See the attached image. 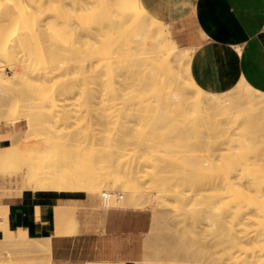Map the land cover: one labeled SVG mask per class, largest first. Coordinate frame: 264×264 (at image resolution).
<instances>
[{"label": "rangeland", "instance_id": "374dc122", "mask_svg": "<svg viewBox=\"0 0 264 264\" xmlns=\"http://www.w3.org/2000/svg\"><path fill=\"white\" fill-rule=\"evenodd\" d=\"M39 2H40V0L39 1L36 0V4L35 5H37L36 11H39V13L40 12L42 13V14H40L42 17L38 14V16H40L39 17L40 18L39 19V22L40 23L37 22L38 23V26L36 25V27H38V29H40V31H36L35 30V25H34L35 23L33 21L32 23H34V24L31 23V27L34 28L33 30H35L36 32L34 31V33H32L28 37V40L31 43V50L34 53V56L36 58V61L34 63H32V64H27L26 65V63L24 61V55H23L24 52L14 53V54H11V55H5V54L1 53V50H0V68H4L5 69L4 70L5 73H7L8 75H13L16 72V70H18L22 74L19 83L16 85V87H11V91L12 92H17L18 94H20L21 97H22V99H28L29 100L28 102H30V104L32 106V111L35 113L34 116H35V121L37 123H38V120H40V121H42L43 119L46 120V122H44L41 125H39L38 128L35 131H33L30 136H28V139H29L28 142L15 143L14 145H11L9 147L0 148V195H1V193H4V194L1 195V196H3L4 200L7 201L10 198H13L14 195L22 194L24 191H27V190H31V191L41 190V189H35V187L41 186L40 179H39V176L38 175H34L30 181L26 180V183L25 184L23 182L24 179H26V176H27V172H26V170H25V168H24V166L22 164V157L24 155H26V153L24 152L25 150L31 149L33 151V149H38L39 148V149L44 150L48 157L51 154H54V157H57V160H56V169H55V177H58L61 180L67 182L69 179L74 178L76 176L80 177V176H83V175H89V176L92 177L91 174L94 171L96 172V174H98L97 172H99L98 171V168L100 166L99 165V162H101L100 160H102V158H104L103 156L105 155V154H102L101 153V152L104 153V150L101 151V148L103 149V145L105 146V144L109 148V149H107L105 151V153L106 152H110L108 154V157L110 158V160H112L115 157L116 158V162L115 163L118 164V165H120V168H124L125 169L129 165L131 167L132 165H140V164L153 165V164L158 163V162H156V158L158 157L157 154L160 153V151L165 150V149H162L161 150V147L164 148V143L167 142V144L165 145L166 146V152L162 151L159 154L160 157H158V161L159 162L165 160V162L163 161L165 163V165H166L165 172L166 171L171 172L174 169H175V171H178V172L181 171V169H182L181 166H178L177 165L178 163H180V158H179L178 150L180 149L179 148L180 146H187L186 147L187 150H188V151H186V152H188L187 154L185 152L186 148L183 149L181 147L183 149V151H184V155H186V156L183 155V158H181V159H185V160H182V161H183L184 164H188L189 166H191L190 169L193 168L192 169L193 171H191L193 173H191V172L188 171L186 174L191 173V175L188 174V176L186 175L185 177H187V179H189V182H193L194 177H195V180L196 181L198 179H201V180L203 179L202 180L203 183L201 182V180H198L197 182H198V184H199V182L202 183L199 186H201L202 187V190H204L206 192H203V194H202V190L198 191V195L197 196H200L202 194L200 197H198V198H200V199H198L199 201L198 200L196 201L195 198H190V200H192L191 203H190L191 206L194 205L193 207H190V208L191 209L193 208L194 210L193 209L191 210L188 207V210L189 211H188V213H186L187 215H182L183 212L182 213L176 212V209H174L175 208L174 205H173L174 206V208H173L172 206H168V205H164V204L160 205L158 202H155V204H153V205L146 204L142 209L137 210V211H142L144 213H147L150 216V229H149V231L151 232V234H152L151 229L153 228L152 227V221L154 220L153 218H155V216H153L155 214V212L153 213V210L155 208L157 209V207H158V210H161V211L158 212V210H157V213L156 214H157V217L158 218H156V220H157L158 223L160 221V223L162 225L161 226L160 223L159 224L157 223V227H156L157 230L155 232V234H157V235H155V236L153 234V236L150 237V234H149L150 232L149 231H148V233L141 235L140 239L138 240L137 247H139V244H140V242H141V240L143 238H144V241H145L146 238H149L150 244L153 246V247L151 246V248L154 251L152 250V254L150 253L151 254L150 255L149 254V251H148L150 247L146 251V248L149 245V243H148V245H145V243H144V258L142 260L141 259H138V260L139 261L141 260L140 262H143L147 258V255H148L149 258L151 257V259H152V257H153L154 259L158 260V261H153L155 264H165V263L166 264L167 263L169 264L170 261L172 262V264H174L175 262L181 263V260H179L180 261L179 262L177 259H175V256H176L177 258L178 257H182V258L184 257L185 259L187 258L186 259V261H187L186 264L191 263V260H192V263H194L196 261L195 263H202V264H205L206 262H207L206 264H235L236 263V261H235L236 259H234V260L231 261V259L229 258V261L227 262L228 257H229V255L231 254V251H232V253H233V255L235 257L238 256V255L240 256V252H241V256L243 255L244 258H245V255L244 254H246L247 256H249L248 258L246 256V259H247L246 261H248L249 263L248 262L247 263H242V262H240L241 260L240 261L237 260V262L239 261V264L240 263L241 264H261V260L259 258L260 257L259 255L261 253L260 252L261 248H259V247H263L264 246V243H263L264 236H263V239H262L263 241L261 240L262 243H260V241H259L258 238H255L256 237V231L260 228V226H262L264 228V226L262 225V223L264 224V178H262V177H264V170H263L264 169V156H263L264 155V151H263L264 150V144H263V141H264V130H262L261 127H260L261 131H263V132H261L260 129L258 128L259 131H260L259 132L258 129H257V127H256L259 123L257 122L258 123L257 124L255 122L256 119H258V118L260 119L259 112H256V115H252V113L255 114L254 111H256V110H254V109H252V110H254L252 113H248V112H251V111L246 112V114H249L248 116H249V118L252 121L249 120V119L246 120V118H244V121H243L244 124L242 123L243 126L241 124L240 129H238L239 131L236 130V132H238L240 136H241V134L243 136V138L242 137L240 138L238 136L240 140L243 139L239 143H241L242 141L244 143L246 141H247V143L250 142V143H248V145H246V143L244 144L242 142L245 146L243 144L242 145L241 144L238 145V143L236 144L239 147L241 146V148L243 146L246 147V149H244V148H242V149H243V151L245 150V152L247 150V152H248L247 156L248 157L246 158V156H245L246 154H245V152L243 153L242 150H241V156L239 155L240 154V151L237 152V153H239L238 154L239 156H237V153L235 154L236 158L238 157V160L240 159V157L241 158H245L246 160H248V158H250L248 161L250 162L251 165L256 166L258 164V166H256L257 167L256 168L257 171H255V168L252 167L251 165H250L251 167L249 165H247V164H249V162L248 163L247 162H244V159L241 161V164H243V162H244V164L247 163L246 164L247 166L241 165L240 164V161H238L239 162V164L237 162L238 165H241V167L242 166L247 167L246 170L247 169H250L251 174L253 175V177L246 178L247 179L246 182L240 183L241 181H245V180H241L240 179V176L238 175V177H239L238 178L237 175H236V176H234V178H232V181L237 177V179L240 182H238V180H237V182L236 181H233V182L231 181L232 182V185H230L229 180L227 178L228 177L227 176L228 175V167L226 166L227 168H224L225 167V165H224L225 161L224 160H223L224 162L223 161H220V164L221 165H222V162H223V166L224 167L222 166V168H224V171H225V169L227 170V171H225V172H227V175H226V173L222 169L221 171H223V174H222V172L219 173V174H222V175H220V177L221 176H223V177H221L220 179L217 178V180H218V182H217V180H216V177H217L216 175L217 174L216 175L213 174V176H216V177H213L212 176L213 178H215L214 181H216V184H215L216 186H215L214 189H212L213 188L212 186L214 185L213 184V182H214L213 181V178H210L209 177L210 179H212L211 181H213V182H211V181L210 182H208V181L204 182L205 181L204 180V175H202L203 177L201 178L200 177L201 173L200 172L198 173V171H201V166L202 167L204 166L202 168V170L205 167H206L205 168L206 170H207V168H209L208 167L209 162L212 163L214 160H216V158H217V155L216 154H218L220 152L219 151V148L220 149L222 148L221 150H222L223 153L227 151L226 150V148H228L227 147V145H228L227 142L229 141L230 137L227 135V133H225L226 132L225 130L222 131L220 129V131H222L223 133L220 132L219 129H217V128L216 129L220 133L217 132V131L214 132L215 130H213L214 129V126H213V123H214L213 121L214 120L213 119L220 118L223 115L222 116H219L221 114L217 115L216 112H215L216 115L212 114L213 117H211L210 113H214V111L213 112L212 111L211 112L208 111L210 113H207L206 112L207 116H205L206 114L204 116H205V118L207 120H205V118H202L203 120L207 121L206 122V125H205V122H202L203 120H201V115L204 114L205 111L202 110L203 111V113H202L201 112V109H200V113H202L200 116L198 115L200 117V119L198 117H195V115L196 114H199V113H197V111L194 113L195 110L189 111V110H192V108H193L192 106L194 105V104L192 105V103H190L192 106L189 105L188 107H192V108H190V109L186 108V109H188L189 113H185L186 114L185 115L184 112L186 111V109L183 108L184 109L183 110L184 112L181 109L182 108L181 105H182V103H184L183 102L184 99H180L179 100V98H175L174 97L175 99H173V97H172V99L174 101H176V99H178L179 101L182 100L181 104H180V102L178 103V101L174 102V104L175 103H178L177 105L178 106L180 105V107H181V108L180 107L178 108V106H176L177 107L176 108L174 106L175 110L178 109V110H176L177 112H174L173 111L176 114V117H174L175 114L172 112L173 109L172 110L170 109L171 106H173V104H171V103H173L172 102V99L169 98V95L171 97V94H168L169 91H170V88L169 87H172V89H174L173 88V85L174 84L173 83L171 84V82L173 80H171V82H169L171 85H169L168 82L166 80H164V79H167L166 76H167V73L171 72L170 70L167 71L166 76L163 74L165 76L163 79H162V77L160 78V80L162 79L164 82H167L165 84H168V86L167 85L165 86V87L168 88V90H166L168 92H166L164 90L168 94L167 96L165 94L163 95L164 92H163V89L162 88L164 86L159 83L160 82V81H158L159 78H156L157 76L156 77L155 76H152L153 79L151 78V76H150V78L148 77L149 80L151 79V81L152 80L154 81L155 80L154 77H155L157 79V82L159 83V86L160 87L163 86L161 88L159 87V92L160 91L163 92V93H160V95L163 98H164V96H165V98L167 97L169 99V101L171 100L170 101V104L167 105V103H166V105H165V102H168V101H164V99L163 100L162 99H159V97L161 98V96L158 97L157 95H155V91H154L155 89L152 87V85L154 86L155 84H157V82L154 81V83H153V81L151 82V81L148 80L147 73H150V72H147L146 73V77L143 80L148 81V83L151 82L150 83V85L152 84L151 85V88L149 89V87H147L149 85H147V86H144V87H146V89L144 87H143V89L141 87H139V88L137 87V89H136L137 91L138 90L139 91L141 90L140 93H141L142 96L145 93H148L149 92V94H146L145 100H143L144 97H142L141 95H139L140 94L139 92L135 91V87L136 86L144 85L147 82L141 81L139 78H137L136 73H134V71H132V69H134L133 67H134V65H136L134 70H136L138 72L140 71L141 74L145 75V71H144L145 69L143 70L141 68V70L140 69L137 70L136 67L138 66V62L137 61L140 60V59L141 60L139 62H142V64L139 63V65L140 64L143 65V62L144 61H143L142 57L144 58V56L146 57V55L140 56L139 54H141V53L138 52L139 53L138 54L136 52L137 49H134L135 50L134 53H137V56L140 57V59H138V57L135 56V57H137V59H136L134 57V55H136V54H133L131 51L129 52V50H128L127 47H123L122 45H120L121 46L120 47L117 44V42H118L117 40L118 39H114V42H112L113 39L111 38V43L114 44V47L116 48V50H115V48L113 47L112 44L109 45L111 47H109L106 44V42H108V44L110 43L109 42L110 40L109 41L108 40L106 41V39H109V38H106V37H108L107 34L109 32H106L105 31L106 30L105 27L103 29L102 26H106V22H107L106 20L107 19H105V17L107 15V13H103L102 14V11H105L106 12L107 10H103L102 9L103 6L101 5L100 2H99L100 3V7H98L99 6V3L98 2L96 3V0H41L42 3H40L38 5ZM27 3H28L27 1L25 3H23L22 6H23L24 9L26 8V5L25 4H27ZM43 3H44V5H43ZM111 4L113 5V3H111ZM96 5H97V8L98 9L96 8ZM41 6H42V8H41ZM108 6L109 7L106 6V8L109 11H111L110 10V9H112L111 5L108 4ZM113 7H115V5H113ZM95 8H96L97 11H95ZM98 10H99V12H98ZM95 12H98V13H95ZM109 13L110 12H108V15H109ZM96 14H97V16H95ZM100 14H102L103 16L100 15ZM88 15H89V17H88ZM92 15L96 17V18L94 17L95 20L93 19V16ZM17 16L18 15H15V16L12 17V20L11 19H9L8 21L7 20H4L2 22L3 24L1 23L2 26L0 25V27H1L0 28L1 29L0 30L1 31V33H0V43L6 41L9 37H12L14 35H20V33L22 32V30L23 31L25 30V29H22V28H24V26L23 25H20L22 23H20L18 25V23L21 22V18L19 16L17 18ZM102 17H103V19H105V21L102 20ZM13 19L14 20H17V23ZM46 19H48L49 21L51 20V22L54 20V22H56V26L54 25L55 26L54 28H53V26H50L52 24L51 23H48L47 22L48 20H46ZM96 19H99V20H96ZM96 21H97L98 24L100 23L101 26L98 25L100 27L99 29H96L95 28L96 31H97L95 33V29H93L92 31L90 29L92 28L91 26H93V28L94 27H97L96 24H95ZM102 21H104V22L102 23ZM93 22H95V23H93ZM47 23H48V27H49L48 28L49 33L48 34H43V33H41L42 26H44L45 24L47 25ZM53 24H55V23H53ZM66 25H68V26H66ZM107 25H108V23H107ZM21 26H22V28H21ZM106 27H108V26H106ZM100 29H101V31H103V30L105 31L104 33H106V37H105L106 39L103 38L105 35H104V33L101 34ZM114 30L119 31V33L117 35L120 34L119 27H118V29H114ZM88 31H90V32H88ZM107 31H108V29H107ZM110 31L111 32L113 31V30H111V27H110ZM101 35H104V36H101ZM95 36H96V38H95ZM103 39H105V42H104ZM105 47H107V48H105ZM40 48H43V50L42 49L40 50ZM120 48H121V50H120ZM107 50H109V51H107ZM116 51H118L117 54L119 56L122 55L121 58L123 57L121 59L118 56L119 57L118 60H122V62L120 61L121 63L118 61V65L119 66L116 64V60L117 59L116 60L113 59V57L116 58V55H117L116 54ZM139 51H141V50H139ZM109 52H110V56H111L112 60L115 62L114 64L117 65V68L115 67V69L117 71L114 70V66H115L114 64H111L110 65V63H111L110 61L111 60H109V62H110L109 64L108 63H105V66H107V64H108L109 65L108 68H110V71L111 72L113 70L114 73H116L118 71H119L118 73H121V72H122V74L125 73L122 76L124 78H126L125 76H127V78L129 76V78H131L132 82L134 80L133 83L135 85L132 84L131 81H130V83L132 85H129L130 83L128 82L127 79H126V81H127L126 83H125V80L124 81H120V80H122V76H120L121 74H119V75L117 73L116 74H112L111 72H110L111 74L106 73V72L103 73L104 70L105 71L106 70L108 71V68L107 67L104 68L105 66L102 67V68H104V70L101 68V66L104 65L103 60L105 59L103 57V54H104L105 57H107L108 56L107 54H109ZM105 53H106V55H105ZM129 53H131V54L129 55ZM100 56L103 57L102 58L103 60L100 59V60H102V64H101V61L99 60ZM129 56L134 57V58L131 59ZM109 58L110 57H108L107 59H109ZM123 59H124V61L126 59V63L123 61ZM133 59H134V61H133ZM135 59L137 61H135ZM149 60H151V58ZM107 61L104 60V62H107ZM113 61H112V63H113ZM129 61L131 63H128ZM191 61L189 63L190 65H187V64L184 63V67L185 68H188V67L191 68ZM135 62H137V64ZM148 62H150V61H148ZM133 63H135V64H133ZM186 63H188V62H186ZM65 64L72 65V66H70V69H69V66H68V68L66 67L67 69L66 68L64 69V67L66 66ZM125 64H126V67H125ZM130 64H131V66H130ZM144 64H145V62H144ZM146 64H148V63L146 62ZM146 64L143 66L144 68H146ZM132 65H133V67H132ZM50 66H51V68H52V66H53V68L54 67L56 68L57 75L55 74L56 78L54 76H53V78H51V79H55L54 81L53 80H49V81H47L45 83L47 85H46V89L44 90L42 88H43V85H45V84H43V82L41 80L42 79L41 78V75H42V71L45 70V69L47 70V68L50 67ZM110 66H112L113 69ZM120 66H122L121 67V70L123 68V71H121L119 69ZM129 66L131 68V71L135 74L136 77L133 76V74H132L131 71H128L126 69ZM152 66L151 67L149 66L151 72L154 69H156V68H154L152 70L151 69ZM186 66H188V67H186ZM63 69L64 70H67L66 71V75L67 76L64 74V70ZM146 69L149 70L148 68H146ZM159 69H160V67H159ZM164 69H166V68H164ZM188 69H186V70H188ZM101 70H102V72H101ZM124 70H127L126 72L127 73L129 72V75L126 72H124ZM174 70H176V68H174ZM183 70H184V68L181 70V72ZM142 71H143V73H142ZM155 71L157 72L156 74L159 73L158 72V68ZM159 71H161V73L158 74V76L159 75L162 76L161 74L163 72H165L166 70H164L163 72H162V70H159ZM138 72H137V74L140 77V75H139ZM181 72H180V74H181ZM187 72L188 71L182 72V73H183V75H185V76L187 75L188 78H190L189 72H188V74H184V73H187ZM70 73H72L71 76H70ZM101 73H103V74H101ZM176 73H172V74H176ZM62 74H63V78H62ZM105 74H108V75L105 76ZM130 74H132V77L133 78L137 79L138 81H141V83L137 81V84L138 85H136L135 79H133ZM153 74H155V73H153ZM191 74H192V72H191ZM58 75H61V76H58ZM109 75H111V76L109 77ZM114 75L117 78H115ZM118 76H120L121 79H119ZM170 76L171 77L174 76L175 77V80H176V76L175 75H170L169 74L168 75V77H169L168 78V81H169V79H171ZM187 76H186V78H187ZM107 77L108 78H112L113 80L115 79L114 82L115 81H119L121 83L115 82V83H111L112 84L111 85V84H109L110 83L109 82L110 80H108ZM141 77L144 78V76H142V75H141ZM177 77H178V75H177ZM180 77L182 78L183 76H180ZM64 79L67 80V81H64V85L67 84L66 87L64 88L63 91H61V90L56 91L57 89H55L56 87H54V86L60 85L61 81H63ZM112 79H111V81L113 82ZM116 79H118V80H116ZM183 79L185 80V77H183ZM183 79H181L180 81H182ZM184 80L182 81L183 83H181L182 85L183 84L185 85ZM189 80L187 82H189V84H191L190 83L191 80L190 81ZM163 81H162V83H163ZM142 82H144V83L142 84ZM173 82H175V81H173ZM57 83H59V84H57ZM127 83H128V85H126ZM122 84L125 85L126 88H128L130 86L129 89L132 92L131 93H128L127 91L129 89H126V88L124 89L125 86L122 87L123 86ZM181 84L179 83L180 86H181ZM116 85L117 86L118 85H122V86H118L119 87V90H120V92L118 91L119 93H121V91H124V92L127 93V95L130 94V96H131V94H133V90H134V94H135V92H137L136 95L133 94V97L136 98L137 95L138 96H137L136 99H141V97H142L141 100H143V103L146 102L144 104L149 103V101L151 100V102H153V103L150 102L151 104L149 103L151 105V108H150V106L148 107L149 104H147V105L144 106V104L142 105V102H140L141 100L139 102L138 101H135L136 99H134L133 97H131V98L129 97L131 99V101H128L129 98H124L125 97L124 95H126V94H124V95L122 93L121 94H118V95L113 94L112 91H113L114 88H111V87H116L117 88ZM109 86H111V87H109ZM187 86L186 87L189 88V85H187ZM121 87L124 90L123 89L121 90L120 89ZM174 87H175V85H174ZM186 87H185V89H186ZM190 87H191V85H190ZM132 88H134V89H132ZM130 90H129V92H130ZM147 90H148V92H147ZM189 90L191 91V93L193 95L197 96V94H194V92H192L193 89L190 88ZM42 91H44V94L45 93L47 94V95L45 94V97L42 96V94H43ZM65 91L68 92V93H66ZM190 91H188V92H190ZM64 92L66 94H68L67 95L68 96L67 102L69 101L68 102L69 105H68V103L66 104V105H68V106H66V111H68V112H65L64 113V114L67 113V115H66L67 117L70 116V118H68V119L64 118L66 116L63 115L62 109H61V111L59 109V107H60V105L62 103H59L58 101L61 100V102H62V99H61L62 97L61 96L60 97H58V96L56 97V94L58 95L59 93H64ZM53 93H54L55 97H54ZM192 94H190V95L192 96ZM195 96H192V98L191 97L190 98L193 100V97H195ZM51 97L53 99H51ZM118 97H120L121 99H119ZM147 97H148V99H147ZM156 97H158V99L160 101L158 99H156ZM186 97H185V99H186ZM197 97L199 98V95ZM149 98H150V100H149ZM190 98H188V100ZM146 99L148 101H146ZM153 99H155V100H153ZM191 99H190V101H191ZM202 99H204V98H202ZM12 100L10 99L9 101H12ZM188 100L185 101V102H188ZM196 100H197V98H196ZM123 101H126V102H123ZM157 101H159V103ZM161 101H162V103H161ZM163 101H164V104H163ZM201 101H203V100H201ZM193 103H195V102H193ZM198 103L200 104L201 102H198ZM112 104H114V107H113ZM159 105H161V106H159ZM163 105H165V106H163ZM200 105H204V104H200ZM200 105H198V109L201 107ZM42 106H46V108H44ZM125 106H126V108H125ZM183 106H184V104H183ZM138 107H140L141 109L140 108L138 109ZM157 107H160V110H162V108H163V110L160 111V110L157 109ZM165 107H167V109H164ZM196 107L197 106H195L194 108L196 109ZM67 108H68V110H67ZM147 108H150L151 110L150 109H147ZM201 108L203 109V107H201ZM204 108H205V105H204ZM144 109H146V110H144ZM168 109H170L171 111L168 110ZM179 109H180V111H179ZM206 109L207 108H205L204 110H206ZM148 111L150 112V114L152 116L150 114L147 115ZM181 111L183 112V114L181 113ZM188 111H186V112H188ZM39 112L40 113L42 112V113L40 114ZM167 112H170L171 115H169V113L167 114ZM179 112L181 113L180 115H179ZM157 113H158V115H157ZM193 113H194V115H193ZM68 114H70V115L68 116ZM208 114H209V117H208ZM257 114H258V116H257ZM44 115H46V116H44ZM168 115L170 117L172 116V118H170ZM183 115H185V116L183 117ZM187 115H188V118H187ZM113 116H114V118H112ZM166 116H168L170 119L168 117H166ZM193 116L195 117V119L198 118L199 121L196 120V122H195V119H193L194 118ZM215 116H218V117L214 118ZM255 116H256V118H255ZM178 117L180 118V120H177ZM163 118H165V120L168 121L169 124ZM183 118H185V121H186V119H188V121L185 122ZM209 118L210 119L213 118V119L210 120ZM223 118H224V116H223ZM172 119H174L173 120L174 122H176V120L178 122H176V124H175L172 121ZM181 119H183L184 122H182ZM200 120H201V122H200ZM260 120H262L263 121V124H264V119L261 118ZM247 121H249V123L250 122L251 123L252 122H255V124H257V125L254 126L255 124L253 123V126H249V125H251V124H249V125H246L247 126L246 127L245 124H248ZM187 122L189 124H187ZM162 123H164V124H162ZM165 123H167L168 126ZM172 123H174V124H172ZM198 123H204V125H205L204 129L203 128L201 129V125L203 127V124H200V127L198 125L196 127V124H198ZM207 123H208V125H211L212 124V126L206 127L207 126ZM178 124H182L183 127H185V129L182 126L178 125ZM160 125H164V128H163V126L161 127ZM169 125H170V127H169ZM261 125H262V123H260V126ZM172 126H175V127L178 126V127L176 129V128L172 127ZM187 126H188L190 132H189ZM181 127L184 130L183 129H179L178 130V128H181ZM253 127H256V128L253 129ZM27 128H28V124L26 123V121H21L17 125H14L13 123H4L3 125H0V135L1 134L2 135H5L4 133L13 132L15 130H17V131L24 130L25 131V130H27ZM186 128L188 130L187 132H186ZM192 128H194V131H191V130H193ZM208 128H210V129H208ZM211 128H212V130H211ZM200 129H201V131H200ZM166 130L168 132L164 134V131H166ZM209 130H211V131H209ZM173 131L176 132V133H174ZM198 131H200V133ZM193 132H195L196 134L193 133ZM197 134H198V136H197ZM225 134L227 135V137H226ZM204 135H206V136H204ZM218 136H220V137H218ZM186 137H188V139L190 137L189 141H190L191 144L189 143V141H186V139H187ZM196 137H197V140L198 141L196 140ZM181 138H183V139H181ZM226 138H227V140L225 141L226 142V145H225L226 148L224 149L223 148L224 146L222 147L221 146V143ZM216 140L217 141L219 140V142L221 141V143H216L217 142ZM137 141H138V143H137ZM162 141H164V143H162ZM256 141H258V142L255 143ZM168 142H170V143H168ZM225 142H223V145H224ZM155 143H160L163 146L162 145L161 146L159 145L158 147H160V148H157V149H159V150H157V149H155V146L157 147L158 144H155ZM182 143H183V145H182ZM251 143L252 144L254 143V144L252 145ZM138 144H140V145H138ZM213 144L215 145V147H213L214 146ZM0 145H1V143H0ZM101 145H102V147H101ZM141 145H147L146 146L147 147V150L144 151L146 153V151L148 152V150H149V153H146V154H148V155H146L147 157L144 156L143 154H141V153H144L143 150L146 149L145 147H144V149H142L141 148ZM149 145L150 146L153 145L154 148L153 147L151 148ZM250 145H252V146H250ZM148 146H149V148H151L153 150L148 149ZM248 146H249V151H248ZM253 146H254L253 150L256 151V152H254L255 153L254 154L255 156L253 155V152L251 151L252 150L251 147H253ZM259 146L260 147L262 146L261 149H260ZM257 147H258V149H257ZM215 148H216V150H215ZM168 149H169V151H167ZM212 149H214V150H212ZM234 150L237 151L238 148H235ZM257 150L259 151V154L260 155H259V157L256 158V161H255V158L254 157H256V153L258 152ZM138 151H140V152L137 153ZM217 151H219V152H217ZM152 152H154V153L156 152L155 153L156 154V157L155 158H153L155 155H152L153 154ZM167 152H168V155L166 154ZM194 152H196V153H194ZM222 152H220V153H222ZM262 152H263V154H262ZM162 153L163 154L165 153L166 155L165 154L163 155ZM34 154H36V152H34ZM224 155H226V154H224ZM232 155H234V154H232ZM196 156L198 157L197 158L198 160L196 159ZM227 156H229V154H227ZM257 156H258V153H257ZM187 157H190V159L187 158ZM201 157H202V159H200ZM152 158L155 161L152 160ZM159 158H161V159H159ZM186 158L188 159V161L189 160L191 161V159H193L194 161H196V160L197 161L196 162L192 161V163H188V162H186V160H187ZM145 159H147V162L145 161ZM257 160L259 161V163L257 162ZM254 161H255V164L256 165L255 164H252V163H254ZM193 163H196L197 166L200 167V168L192 167V166H196V164H193ZM226 164H228V163H226ZM260 167L263 168L262 171H259L261 169ZM127 168H129V167H127ZM238 168L240 169V166ZM144 169H146L147 171H149L151 168L146 166ZM205 169L203 170V172L201 171L202 174L206 173V175L207 174L209 175L208 172H210L211 170H208V172H207ZM236 169H237V167H236ZM100 171H101V166H100ZM204 171H206V172H204ZM95 172H94V174H95ZM211 172H213V171H211ZM239 172H242V171H239ZM258 172L260 173V176L257 178V175L259 174ZM256 173H257V175H256ZM235 174H237V173H235ZM197 175H198V177H197ZM210 175H212V173ZM245 175L247 176V174H245ZM96 176L98 178H100L99 175H96ZM191 176H194L193 177V180L191 179L192 178ZM229 176H231V175H229ZM93 177H95V176H93ZM241 177L243 179V176H241ZM222 178H224L223 179L224 182H223ZM94 179H96V178H94ZM148 179H149V177H148ZM205 179L206 180H209L208 177L205 178ZM195 180H194L193 183H191V184L189 183V185H188V180H186L187 183H185V186L186 187L184 186L185 187L184 189L186 190L187 187L191 186L194 183L196 185V181ZM183 181L185 182L184 179H183ZM220 182H221V184L224 183L222 185L223 186L222 189L224 188V190H225V187L228 186L227 184H229L228 187H230V188L232 186L231 189L228 188L230 190H227L226 189V191H227L226 194L227 195L230 194L231 198L230 197L229 198L227 197L226 198L227 200H225V201H224V198H225L224 196L226 194H224L223 198L218 197L217 196L218 194H216V192L218 190L220 192L221 191H224V190L220 189L221 188ZM234 182H236L235 187L233 186ZM255 182H257V183H255ZM205 183H211L212 185H210V184L207 185ZM144 184L147 185L146 182ZM203 184H205L204 185L205 187L203 186ZM206 185H207V187H206ZM217 185H219V189H218V186ZM248 185H250L251 188ZM105 186L107 188H113V187L116 188V186L114 185L113 181L107 180V179H105ZM192 186L195 187L194 185H192ZM199 186H197V187L199 189H201ZM208 186H210V187H208ZM246 186H248L250 188L249 191L251 193L248 192V190H247L248 187L246 188ZM197 187L195 188L196 191H193L194 189H191L190 187L189 188L193 192L197 193V190H199V189H197ZM190 189L189 190L187 189L186 191H188V192L190 191L191 192ZM206 189H208V191ZM210 189H212V190H210ZM232 189H233V191H232ZM234 189H237V191H235ZM244 189H246L247 191L245 190L246 191L245 192ZM255 189H257V190L255 191ZM209 190L213 194H214V191H215L216 198H219L220 199L219 202L218 201L216 202L217 204L220 203L221 199H222V201H224V202L221 203L222 205L223 204L225 205L223 207H228V209H229L230 207L233 206V203L235 202L236 204L234 203L235 204L234 211H233L234 213L238 212L241 209V207L239 208V206L241 205L240 203H243L242 201H244V200H245L244 202H246V204L251 207V209H249L248 206L245 203L242 204L243 207H244V204L247 207V209L244 207L245 211H244V214L243 215L251 218V219H248L246 217L248 221L251 220L252 222L248 223V221H247V224H246L245 221H243L244 219H246L245 217H244L243 220H241L242 217H243V215L241 214V212H243L241 210H244L243 207H242V209L240 210L239 213H236V216H237V218H239V216L241 215L242 217L240 216L241 219H239V220L240 221H243L246 225L249 224L252 230L249 229V226L245 227V229H244V225L245 224L242 225L243 223H241V222H240L241 225L239 223H237V222H239V220L236 222L237 218L234 215V213L232 214L231 211H230V215L227 214L226 217L224 216L225 212L223 214L220 212V210L222 208H220V210L218 211V213L219 212L221 213V217L222 218L225 217V221L227 219H230L229 222L232 221L230 224H232L233 222H235L237 224V225L235 224L237 226L236 227L237 228V231L236 230L235 231L233 230L236 233L238 232L235 235V239H236V236L237 235H238V238L237 239L242 238V235L244 237L246 235L249 236V232L250 231L252 232V235L254 234L255 237L253 236V239H254L255 244H253L251 246V244L254 243V242H252L253 239L251 241L249 240V242H251V244H250L251 247L249 246L248 240H246L247 242L245 241V243H244L246 245V247H247V245L250 247V250L247 251V253H245V251L248 249V247L247 248L244 247L243 246V242H242V244H240V241L241 240L240 241L237 240V242L239 241V243L235 242V245H234V243H232V239L234 240V237H232V234H234V233L230 234L232 239H231V242L229 244L226 241L227 239L224 238V235L222 237L221 236H218L219 234L220 235L225 234V233H222V231L220 230L221 229V221L222 220L220 221V219H219L220 223L218 221V225L213 226L211 224L213 222V224L215 225L216 222L214 223V221H215V219H217V216H216V218H214L215 215H212V216L210 215V218L214 216L213 217L214 219L212 220L211 224L208 221V218H209L208 216L211 213L210 211L213 209V208L211 209V204L210 203H212V200H214V201L217 200L215 197H213L215 195H211V193L209 192ZM252 190H254V191H252ZM4 191H7V193L9 195L5 194ZM42 191H48V190H42ZM219 191H218V193H220ZM242 191H244V192H242ZM200 192H201V194H200ZM207 192H209L210 194L207 193ZM238 192H240L241 194L238 193ZM72 193L74 195H76V197H78L80 199L79 202H78V209H77V216H78V219H79V225H78V228H77L76 232H74V224L72 225V232L75 235H76V233L79 234L80 229H81L82 226L89 227L90 225H93V223L99 224V225L96 226V227L90 228L88 231L98 230L99 227L102 226V224L104 223L105 217L107 215V214H104L103 211H105V210H123V209H114V208H102V205L101 206L99 205L98 210H93L91 208V206H90V202L88 200L87 193H84V192H72ZM195 193H194V195H196ZM205 193H207L209 196L210 195L212 196L211 198L209 196H207L208 198L212 199L210 203H208L209 201L206 202L207 199H206V197H204L205 198L204 199V203L206 205H204V203H203V196H206L207 195ZM236 193H238V195H236ZM242 193H243V196L246 197V196L249 195V197L248 198H244L243 196H241ZM258 193H260V194H258ZM90 194L96 195L99 199H101V197H102V194L101 193H90ZM256 194H258V196ZM192 195H193V193H191L190 197H194ZM221 195H223V193L220 194L219 196H221ZM197 196H195V197H197ZM232 196H234V197L232 198ZM239 196H241V197H239ZM237 197L239 198V201L237 200ZM243 198H244V200H243ZM229 199L232 200V201H230ZM228 201H230L232 203L230 204ZM247 201H248L249 204L247 203ZM192 202H194L195 204L192 203ZM196 203H197V205L199 203L201 204L200 205V208H199V206L196 205ZM202 203H203L204 207H203ZM216 203H214V204L216 205ZM238 203H239V206H238ZM214 204H213V206L215 207ZM221 204H219V205H221ZM228 204H230L232 206L229 205L230 206L229 207ZM195 205H196V207H195ZM237 206H238L239 210H237L238 209V208H236ZM217 207H218V205H217ZM150 208H152V209L150 210ZM235 208H236V210H235ZM200 209H201V211H199ZM215 209H216V211H214V213L217 212V208H215ZM225 209L223 208L224 211H225ZM248 209L250 210L249 211L250 214H246L247 213L246 210L248 211ZM75 210L76 209L73 210L74 211L73 214H75ZM126 210H129V209H126ZM130 210H133V209H130ZM169 210L170 211L172 210L173 212L171 211V213H170ZM213 210H212V214H213ZM251 210H253V211H251ZM154 211H156V210H154ZM163 213L166 214L165 215V216H167L166 218L163 217L164 216ZM174 213L176 214V216L174 215ZM178 213L181 214V216ZM193 213H195V215L192 218V214ZM7 215H8V207L1 206L0 205V231L3 234L8 235L7 238H6L7 239V246L4 247V248H2L1 245H0V264H21V258L31 257V256H34V255H51L53 253V249H54L55 246L63 247L62 245H60L56 241L57 240L56 239V231H55V235H53L54 237L52 235L50 236L51 238L48 236V237H44L42 239H29L22 232L16 231V230H14V229H12L10 227V224H9V222L7 220ZM200 215H201V217H200ZM231 215L234 216V220H232L233 219V216H231ZM259 215L261 217H259ZM206 216L208 217L207 219L205 218ZM257 216H258V219L256 218ZM82 217L85 218L86 222H84V223L82 222ZM202 218H203L204 221H202ZM235 218H236V220H235ZM259 218H261V219H259ZM177 219L181 223H179V221ZM182 220H183V222H182ZM256 220H257V222H255ZM259 220H261V221H259ZM186 221L188 223L190 222L192 224L193 228L190 227L191 224L187 228V225L188 224L186 223ZM207 222L209 223L210 226L208 225ZM177 223H179V224H177ZM193 223H194V225H193ZM255 223H256V225H254ZM169 224H175L176 227L174 225H171V227H170ZM196 224H197V228H196ZM219 224H220V226H219ZM223 224L225 225L224 220H223ZM227 224H229V223H227ZM203 225H204V228H203ZM206 225H207V228H206ZM257 225L259 227H257ZM172 226L174 228H172ZM198 226H200V227L198 228ZM218 226H219V230L217 229ZM254 227H257V228H255V232H254ZM69 228H70V225H69ZM179 228H181L182 230L179 231ZM209 228H210V231H209ZM214 228L216 229L215 231H214ZM230 228H231V226H230ZM233 228H234V224H233V227L231 228V230ZM236 228H234V229H236ZM201 229H202V232H201ZM226 229L227 228L225 227V230ZM70 230H71V228H70ZM225 230H223V231H225ZM231 230H230V232H233ZM261 230H263V229L261 228ZM197 231H198V233H197ZM227 231L228 230H226V233H229V231L228 232ZM244 231H246V232L248 231V233L246 234ZM259 231H260V229L257 232H259ZM166 232H168V234ZM173 232L175 233V237H174V233ZM59 233L60 232L57 231V234H59ZM63 233H64V236H63ZM63 233H61V235L63 236L64 239H67L68 234L66 233V231H64ZM178 233H179V235H178ZM65 234H66V236H65ZM208 234H209V237H208ZM161 235H164L165 237L162 238ZM227 235L228 234H226V236ZM172 237H173V239H172ZM151 238H153V239H151ZM166 238H167V240H166ZM216 238H219V240H221L220 243H221L222 247H221V245H218V244L215 245L216 241H217V243H219V240L216 239ZM246 238H249V237L246 236ZM179 240L181 242H179ZM199 240H200V242H199ZM213 240H214V243H213L214 245L212 244ZM223 240H224V242H223ZM162 243H165V244H162ZM224 243H225V246H224ZM202 244H203V246H202ZM204 244H205V246H204ZM236 244H237V246H236ZM239 244H240V246H239ZM257 244H258V247H257ZM166 245H168V246H166ZM216 246H217V249H216ZM219 247H220V249H219ZM254 247H255V250H254ZM154 248L156 249V254H154L155 253V249ZM199 248H201L202 251ZM210 248H211V250H210ZM224 248H228V249L231 248V249L230 250H227V249H224ZM181 249H182V251H181ZM160 250H161L162 253L160 252ZM217 250H219V251H217ZM223 250L227 251V253H228V256H225L224 258H222V254H225V251H223ZM242 250H243V252H242ZM9 251H12L13 252V256L14 257H12L10 259H5L6 255L8 254ZM179 251L182 254H180ZM254 251H255L256 254L254 253ZM208 252H210V253H208ZM218 252H219V254H218ZM160 253L161 254H164V255H161ZM176 253H177V255H175ZM236 253H238V255ZM159 254L161 255V258L159 256ZM183 255H185V256H183ZM202 255H204V256H202ZM145 256H146V258H145ZM241 256H240V258H241ZM112 257H117L118 259L123 260L122 258L118 257V255L115 254L111 248H109V249H107V252H106V258H112ZM211 257H212V259H211ZM213 257H214V259H213ZM159 258H160V260H159ZM190 258H192V259H190ZM219 258H222V260L221 261L220 260H217ZM226 258H227V260H225ZM162 259L165 260V261H162ZM205 259H207V260L205 261ZM248 259H252V262H251V260L249 261ZM167 260H169V261H167ZM172 260L173 261L176 260V261L173 262ZM208 260H210V261H208ZM223 260H225V263H224ZM182 261L183 262H186L183 259H182ZM233 261L235 263H232ZM258 261H259V263H258ZM171 262H170V264H171Z\"/></svg>", "mask_w": 264, "mask_h": 264}, {"label": "bare ground", "instance_id": "6f19581e", "mask_svg": "<svg viewBox=\"0 0 264 264\" xmlns=\"http://www.w3.org/2000/svg\"><path fill=\"white\" fill-rule=\"evenodd\" d=\"M28 2L27 4H25L26 5V8L24 9L23 8V3H25V2ZM37 1H39V0H37ZM109 1V2H108ZM101 3V5L103 6V10H107L108 12H110L109 13V15H108V12L106 11H102V14L103 13H107V15H106V17H105V19H107L106 21V26H108V27H106V26H102L103 27V29H104V27H105V31L106 32H109L108 34H107V36L108 37H106V33H104L105 31L103 30V31H101V29H100V31H101V34L102 33H104V35H101V36H104L103 38H109V39H106V41L108 40H110L109 42V44H108V42H106V44L109 46V45H113V47H114V44L113 43H111V38L113 39V41L112 42H114V39H118L117 41V44L120 46V45H122L123 47H127L128 48V50H129V52L131 51L133 54H136V55H134V57L135 56H137V53L138 52H140L141 54H139L140 56H144V55H146V57L144 56V58L142 57V59H143V61L145 62V64H146V62L149 64H146V68H148L149 70H147L146 68H144L143 66L145 65L144 64V62H143V65H141L142 64V62H139L141 59H140V57H138V59H140V60H136L137 59V57H135L136 59H135V61H137L138 62V66L136 67V69L138 70V69H140L141 70V68L145 71V75H143V74H141V72L139 71H136V70H134L135 69V66L136 65H134V67H133V65H132V67L134 68V69H132V71H134V73H136V75H137V78H139L141 81H144V82H147L148 83V81H145V80H143V79H145V77H146V73L147 72H150V73H147V78L149 77L150 78V76H151V78H152V76H157L156 78H159L158 79V81H160L159 83L160 84H162L163 86H161V87H163L162 89H163V92H159V83L157 82V79L154 77V81L155 82H157V84H155L154 86L152 85V87L155 89H153L154 91H155V95H157L158 97L159 96H161L160 95V93H163V95L165 94L166 96L168 95V94H171V97H170V95H169V98H171L172 99V97H173V99H175V98H179V100L180 99H184L183 100V102L184 103H182V108L180 107V105L178 106L177 104L180 102V104H181V102H182V100L181 101H179L178 99H176V101H178V103H175L174 104V102H176V101H174L173 99H172V102L173 103H171V104H173V106H171V110H172V112L174 111V112H177L176 110H178V109H176L175 110V108H174V106L176 107V106H178V108L180 107L181 109H182V111L184 110L183 108H188V109H190V108H194L195 106H197L196 107V109L194 108H192V110H189V111H193V110H195L194 111V113L197 111V113H199V114H196L195 115V117H198L199 119H200V115L203 113V111H205V113L204 114H202L201 115V120H203L202 118H205V116H207V114H206V112L207 113H210L211 111L213 112L214 111V113H210V115H211V117H213V115L212 114H214V115H219V114H221V115H219V116H224V118H223V116L222 117H220V118H216V117H218V116H215L214 118H216V119H213L214 121V123H213V126H214V129L213 130H215L214 132H219L220 131V129L222 130V131H226L225 133H227V135L230 137V139H229V141L227 142L228 143V145H227V147L228 148H226V140H227V138L223 141V142H225L224 143V145H223V142L221 143V141L219 142V140L216 142V143H221V146L225 149L226 148V150L228 151H226V152H222V148L220 149L219 148V151L220 152H222V153H220L219 151H217V152H219L218 154H216L217 155V158H216V160H214L212 163L211 162H209V165H208V167L210 168H207V172H208V170H211V171H213V172H208L209 173V175L207 174L206 175V173H204V174H202V172H203V170H202V168L204 167H202L201 166V171H198V173L200 172L201 173V175H200V177L202 178L203 176L202 175H204V182H206V181H208V182H210L212 179H210V178H213V177H216V180H217V178H221V177H223V176H221L220 177V175H222L223 174V171H224V168H227L228 167V175H227V172H225V171H227L226 169H225V173H226V175L228 176H226L227 178H228V180H229V183H230V185H232V182L233 181H236L237 182V177H238V175L240 176V179L241 180H245V181H239L238 180V182H240V183H243V182H246L247 181V179L246 178H250V177H253V175L251 174V171H250V169H247L246 170V168L247 167H245V166H247V165H251L250 164V162L248 161L250 158H248V160H246L245 158H241L240 157V159L238 160V157L236 158V156H235V154L238 152V151H240V154L239 153H237V156H241V150L243 151V149L242 148H244V149H246V147H244L245 145V143H246V145H248V143H250V142H248L247 143V141L244 143L243 141V143L241 142V143H239L241 140H243V139H239V137L241 138H243V136H242V134H241V136L239 135V133L238 132H236V130H238V129H240V127H241V124L243 123V121H244V118H246V120L247 119H249V120H251L250 118H249V114H246V112H248V111H251V112H248V113H252L254 110H256V111H254L255 112V114H253L252 113V115H256V112H259V116H260V119L262 118V119H264V93H262V92H260V91H258L257 89H255V88H253L250 84H248L244 79H242L241 81H240V83L235 87V88H233L232 90H230V91H226V92H224V93H213V92H208V91H206L205 89H203L196 81H195V79L193 78V76H192V74H191V68L190 67H188V66H186V67H188V68H185L184 67V63L185 64H187V65H190L189 63H190V61L192 60V57H193V53H194V49L193 48H180L178 45H177V43L175 42L176 40H174L172 37H171V35H170V33H169V30H168V28H167V25L166 24H164L163 22H161V21H159L158 19H155L154 17H152L146 10H145V8H144V6H143V4H142V1L141 0H96V3ZM40 3H42L41 2V0H40V2L38 3V5L40 4ZM46 3V2H45ZM100 3H99V6L98 7H100ZM111 3H113V5H115V7H113V5L111 4ZM36 4V0H0V25H1V23L4 21V20H9V19H11L12 20V17L13 16H15V15H18L20 18H21V22H19L18 23V25L20 24V23H22V24H20V25H23L24 26V28H22V26H21V28L22 29H25L24 31L22 30V32L20 33V35H14V36H12V37H9L6 41H4V42H1L0 43V50H1V53H3V54H5V55H11V54H14V53H20V52H24V61H25V63H26V65L27 64H32V63H34L35 61H36V58H35V56H34V53L32 52V50H31V43L29 42V40H28V37L32 34V33H34V31L36 30V31H40V29H38V27H36V25L38 26V23H40L39 22V17L41 16L40 14H42L41 12L39 13V11H36V7H37V5H35ZM108 4H110L111 5V7H112V9H110L111 11H109L107 8H106V6L107 7H109L108 6ZM43 5H44V3H43ZM41 8H42V6H41ZM96 8H97V5H96ZM96 8H95V11H97L96 10ZM98 9V8H97ZM101 9V10H102ZM40 10V9H39ZM100 10V9H99ZM99 10H98V12H99ZM42 11V10H41ZM98 12H95V13H98ZM93 13V12H92ZM94 13V14H95ZM101 13V12H100ZM38 14L40 15V16H38ZM102 14H100V15H102ZM18 16H17V18H18ZM93 16V15H92ZM95 16H97V14L95 15ZM95 16H93V19L95 20ZM103 16V15H102ZM42 17V16H41ZM88 17H89V15H88ZM95 17V18H94ZM108 17V18H107ZM42 19V18H41ZM88 19V18H87ZM105 19H103V17H102V20H104L105 21ZM14 20V19H13ZM46 20H48V19H46ZM53 20V19H52ZM96 20H99V19H96ZM14 21H16V23H17V20H14ZM20 21V20H19ZM34 21V23H32ZM36 21V22H35ZM93 21V20H92ZM104 21H102V23L104 22ZM38 22V23H37ZM48 23H51L52 25H50V26H53V28L56 26V22H54V20L52 21L53 23H55V24H53L52 22H51V20L49 21H47ZM31 23L32 24H34L35 25V30H33L34 28H32L31 27ZM48 23H47V25L45 24L44 26H42V29H41V33H43V34H48L49 33V31H48ZM93 23H95V22H93ZM107 23H108V25H107ZM3 24V23H2ZM88 24V23H87ZM91 24V23H90ZM96 26L98 27H94L93 28V26H91L92 28L90 29L91 31L93 30V29H99L100 27L99 26H101V24L99 23H97V21H96ZM55 25V26H54ZM99 25V26H98ZM110 25V26H109ZM2 26V25H1ZM66 26H68V25H66ZM30 27V28H29ZM101 27V28H102ZM110 27H111V30H113L112 32L110 31ZM118 27H119V29H120V34L119 35H117L118 33H119V31H117V30H114V29H118ZM1 28V27H0ZM32 28V29H31ZM85 28V27H84ZM52 29V28H51ZM96 29H95V33L97 32L96 31ZM107 29H108V31H107ZM1 30V29H0ZM33 30V31H32ZM50 30V29H49ZM35 31V32H36ZM88 32H90V31H88ZM111 32V33H110ZM114 32V33H113ZM117 32V33H116ZM0 33H1V31H0ZM94 33V32H93ZM116 33V34H115ZM111 34V35H110ZM99 36V35H98ZM100 36V37H101ZM95 38H96V36H95ZM105 39H103L104 40V42H105ZM98 40V39H97ZM101 41V40H100ZM98 44V43H97ZM102 46V45H101ZM118 46V47H119ZM109 47H111V46H109ZM108 47V48H109ZM121 47V46H120ZM103 48V47H102ZM105 48H107V47H105ZM115 48V47H114ZM126 48V49H127ZM43 50V48H40V50ZM100 49V48H99ZM118 49V48H117ZM123 49V48H122ZM134 49H137L136 50V52L137 53H134L135 52V50ZM101 50V49H100ZM103 50V49H102ZM105 50V49H104ZM115 50H116V48H115ZM120 50H121V48H120ZM133 50V51H132ZM139 50H141V51H139ZM107 51H109V50H107ZM111 51V50H110ZM124 51V50H123ZM106 52V51H105ZM127 52V51H126ZM107 53V52H106ZM106 53H105V55H106ZM118 53V51H116V54ZM121 53V52H120ZM119 53V54H120ZM143 53V54H142ZM115 54V55H116ZM131 53H129V55H130ZM101 55V54H100ZM108 56L107 57H105L104 56V54H103V57L105 58L104 60L105 61H107V62H104V60L102 59L103 57H101L100 56V58H99V60L100 59H102L103 60V63H104V65L103 66H101V68L102 67H104L105 66V63H110V65L111 64H114L115 62L112 60V58H111V56H110V52H109V54H107ZM124 55V54H123ZM127 55V54H126ZM119 55L117 54L116 55V58H114L113 57V59L114 60H116V64L118 65V61L120 62H122V60H118V58L120 57L121 58V56L122 55H120L119 57H118ZM108 57H110L109 59H107ZM131 59L132 58H134V57H131V56H129ZM123 58V57H122ZM121 58V59H122ZM151 58V60H149ZM146 59V60H145ZM102 60H100L101 61V64H102ZM109 60H111L110 62H109ZM189 60V61H188ZM112 61H113V63H112ZM123 61H124V59H123ZM133 61H134V59H133ZM148 61H150V62H148ZM120 62V63H121ZM125 63H126V59H125V61H124ZM137 62H135L136 64H137ZM186 62H188V63H186ZM119 63V64H120ZM128 63H131L130 61L128 62ZM135 63H133V64H135ZM139 63H141L140 65H139ZM100 64V65H101ZM107 64V66H105L104 68H108V65ZM123 64V63H122ZM151 64V65H150ZM66 65V66H65ZM64 66V69L67 67L68 68V66H69V69H70V66H72V65H67V64H65ZM115 65V64H114ZM117 65H115L114 66V70H116L115 69V67L117 68ZM124 65V64H123ZM129 65V64H128ZM148 65V66H147ZM154 67H153V66ZM113 66V65H112ZM112 66H110V67H112ZM119 66V65H118ZM130 66H131V64H130ZM130 66L128 67V68H126L128 71H131V68H130ZM152 66V70L154 69V68H156V69H154L152 72H151V70H150V67ZM121 67L122 66H120L119 67V69L121 70ZM124 67V66H123ZM125 67H126V64H125ZM159 67H160V69H159ZM66 68V69H67ZM100 68V69H101ZM104 68H102L103 70H104ZM157 68H158V74H160L161 73V71H159V70H162V72L164 71V70H166L165 72H163L161 75L162 76H158V74H156L157 72L155 71V70H157ZM164 68H166V69H164ZM174 68H176V70H174ZM184 68V70L182 71V72H186V71H188L189 72V75H190V78H188V76H187V78H186V76L185 75H183V73L181 72V70ZM63 69V70H64ZM72 69V68H71ZM112 69H113V67H112ZM186 69H188V70H186ZM5 69L4 68H0V125L1 124H4V123H16V124H19V122H21V121H26V123L28 124V128H27V130H20V131H15V132H11V133H6L5 135H1L0 136V143H1V145H0V148H4V147H9V146H11V145H14L15 143H20V142H28L29 141V139H28V136H30L31 135V133L33 132V131H35L37 128H38V126L39 125H41L42 123H44V122H46V120L45 119H43L42 121H40V120H38V123L35 121V113L32 111V106H31V104H30V102H28L29 100L28 99H22V97H21V95L20 94H18L17 92H12L11 91V87H16V85L19 83V81H20V79H21V76H22V74L18 71V70H16V72L13 74V75H8L7 73H5V71H4ZM127 70H124V72H126ZM147 70V71H146ZM171 71L172 73H176V74H172L171 72H169V73H167V71ZM186 70V71H185ZM66 71L67 70H64V74L66 75ZM71 71V70H70ZM117 71V70H116ZM121 71H123V68H122V70ZM131 71V72H132ZM175 71V72H174ZM69 72V71H68ZM101 72H102V70H101ZM109 73V74H121L120 76H122V75H124L125 73H123L122 74V72L121 73H118V72H116V73H114L113 72V70H112V72L110 71V68H108V71L106 70H104L103 71V73ZM111 72V73H110ZM137 72L139 73V75H140V77H141V75L142 76H144V78L143 77H139L138 76V74H137ZM179 72V73H178ZM180 72H181V74H180ZM188 72L187 73H184V74H188ZM103 73H101V74H103ZM127 73V72H126ZM133 72H132V74H133V76L134 77H136L135 76V74H134ZM142 73H143V71H142ZM153 73H155V74H153ZM166 73H167V76H166ZM55 74L57 75V73H56V68L54 67L53 68V66H52V68H51V66L50 67H48L47 68V70L45 69V70H43L42 71V75H41V80H42V82H43V84H45L47 81H49V80H55V79H51V78H53V76L56 78V76H55ZM71 74L72 73H70V76H71ZM128 75H129V72L127 73ZM132 74H130L131 75V77H132ZM153 74V75H152ZM166 76V78L167 79H164V80H166L167 82H168V84L169 85H171L172 83L175 85V87H174V85H173V88L174 89H172V87H169L170 88V91H169V93L167 94L166 92H168V91H166V90H168V88L167 87H165L166 85L168 86V84H165V83H167V82H164L162 79L165 77L164 75ZM175 75L176 76V80H175V77L173 78V77H171L170 76V78L171 79H169V81H168V75ZM64 75V76H65ZM69 75V74H68ZM106 75H108V74H105V76ZM177 75H178V77H177ZM58 76H61V75H58ZM67 76V75H66ZM111 75H109V77H110ZM120 76H118V78L119 79H121L120 78ZM180 76H183V77H185V80L183 79V77L181 78ZM113 77V76H112ZM114 77L115 78H117L115 75H114ZM126 78H124L123 76H122V80H120V81H124L125 80V83L127 82L126 81V79L128 80V82L130 83V81H131V83L132 84H134L133 82H134V80H133V82H132V80H131V78H129V76H128V78H127V76H125ZM162 77V79L160 80V78ZM62 78H63V74H62ZM106 78V77H105ZM108 78V77H107ZM133 78V77H132ZM149 78H148V80H149ZM173 78V79H172ZM179 80H178V79ZM111 79L112 78H108V80H110L109 82V84H111V83H115V82H119V81H115L114 82V80H113V82L111 81ZM133 79H135V78H133ZM153 79V78H152ZM181 79H183L184 80V82H185V85L187 86V85H189V88H187L184 84V86L186 87V89H185V87L181 84V83H183L182 81H180ZM191 81H190V80ZM107 80V81H108ZM116 80H118V79H116ZM147 80V79H146ZM171 80H173V81H177L176 83L175 82H171ZM190 81V83L191 84H189V82H187V81ZM57 81V80H56ZM64 81H67V80H63V81H61V83H60V85H58V86H54V87H56L55 89H57L56 91H59V90H61V91H63L64 90V88L66 87V85H64ZM137 79H135V83H136V85H138L137 84ZM141 81H138V82H140L141 83ZM149 81H151V79L149 80ZM153 81V80H152ZM151 81V82H152ZM154 81H153V83H154ZM162 81H163V83H162ZM60 82V81H59ZM144 82H142V84L144 83ZM151 82H149L148 84L146 83V84H144V85H141V86H136L135 87V91H137L136 89H137V87L139 88V87H141L142 89H143V87L144 86H147V85H149V86H147V87H149V89L151 88V85H150V83ZM169 82H171V84L169 83ZM51 83V82H50ZM119 83H121V82H119ZM118 83V84H119ZM129 84V85H132V84ZM179 83L181 84V86L179 85ZM188 83V84H187ZM57 84H59V83H57ZM56 84V85H57ZM117 84V83H116ZM178 84V85H177ZM46 85L47 84H45V85H43V88L42 89H46ZM112 85V84H111ZM123 85V84H122ZM122 85H118V86H122ZM126 85H128V83L126 84ZM135 85V84H134ZM140 85V84H139ZM190 85H191V87H190ZM114 86V85H113ZM117 86V85H116ZM117 86V88L116 87H111V86H109V87H111V88H114L113 89V94H115V95H118V94H126V95H124L125 97L124 98H131V97H133V94H134V90H133V94H131V96H130V94L129 95H127V93L126 92H124V91H121V93H119L120 92V90H119V87ZM125 85H123L122 87H124ZM58 87V88H57ZM120 88L121 90L123 89V88ZM132 87V86H131ZM160 87V88H161ZM126 88V86L124 87V89ZM130 88V86L128 87V88H126V89H129ZM145 89H146V87H144ZM165 88V89H164ZM167 88V89H166ZM193 89V91L192 92H194V94H197V96L199 95V98L197 97V96H195V95H193L192 93H191V91L189 90V89ZM8 89V90H7ZM123 89V90H124ZM132 89H134V88H132ZM148 89V88H147ZM130 90V89H129ZM129 90L127 91L128 93H131L132 91L130 90V92H129ZM166 92H165V91ZM119 91V92H118ZM141 91V90H140ZM140 91L138 90L137 92H139L140 93ZM152 91V90H151ZM188 91H190V92H188ZM66 92V91H65ZM59 93L58 95L56 94V97L58 96V97H62L61 99H62V102H61V100L60 101H58L59 103H62L61 105H60V107H59V109H60V111H61V109H62V112H63V115L64 116H66L67 115V113L66 114H64L65 112H68V111H66V106H68L69 105V101L67 102V100H68V94H66V93H68V92H66V93ZM137 92H135V94L134 95H136L137 94ZM146 92V91H145ZM147 92H148V90H147ZM42 96H44L45 97V94H44V91H42ZM106 93V92H105ZM152 93V92H151ZM146 94H149V92L148 93H145L143 96L141 95V93L139 94V95H141L142 97H144L143 98V100H145V96H146ZM187 94V95H186ZM190 94H192V96H195V97H193V100L191 99L192 98V96L190 95ZM47 95V94H46ZM51 95V94H50ZM53 95H54V93H53ZM105 95V94H104ZM122 95V96H123ZM154 95V96H155ZM173 95V96H172ZM52 96V95H51ZM107 96V95H106ZM109 96V95H108ZM138 96V95H137ZM137 96H136V98H137ZM149 96V95H148ZM152 96V95H151ZM187 96V97H186ZM53 97V96H52ZM51 97V99H53L54 97H55V95H54V97L52 98ZM116 97V96H115ZM142 97H141V99H142ZM153 97V96H152ZM158 97H156V99H158ZM175 97V98H174ZM182 97V98H181ZM185 97H186V99H185ZM191 97V98H190ZM47 98V97H46ZM70 98V97H69ZM119 99H121L120 97H118ZM123 98V97H122ZM129 98V100L128 101H131V99ZM134 99H136L135 97H133ZM188 98H190L191 99V101H190V99L188 100ZM196 98H197V100H196ZM201 98V99H200ZM202 98H204V99H202ZM12 100V101H9V100ZM141 99H136L135 101H140ZM147 99H148V97H147ZM146 99V101H148ZM152 99V98H151ZM159 99H164V101H168V102H165V105H166V103H167V105L168 104H170V101H169V99L166 97L165 98V96H164V98L161 96V98L159 97ZM158 99V100H159ZM112 100V99H111ZM143 100H141L140 102H142V105L144 104V103H146V102H144L143 103ZM149 100H150V98H149ZM153 100H155V99H153ZM152 100V101H153ZM188 100V102H185V101H187ZM196 100V101H195ZM200 100V101H199ZM201 100H203V101H201ZM160 101V100H159ZM159 101H157L158 103H159ZM164 101H163V104H164ZM195 102V103H193V102ZM123 102H126V101H123ZM151 102V100L149 101V103ZM155 102V101H154ZM198 102H201L200 104H204L205 105V108H207L206 110H204L205 108H204V105H200ZM68 103V105H66ZM149 103H147V104H149ZM151 103H153V102H151ZM150 103V104H151ZM161 103H162V101H161ZM187 103V104H186ZM190 103H192V105L190 104ZM72 104V103H71ZM116 104V103H115ZM124 104V103H123ZM147 104H144V106L145 105H147ZM148 105V107L150 106V108H151V105ZM183 104H184V106H183ZM186 104V105H185ZM59 105V104H58ZM113 105V107H114V104H112ZM122 105V104H121ZM127 105V104H126ZM158 105V104H157ZM165 105H163V106H165ZM192 106V107H188V106ZM198 105H200L201 107H203V109L200 107L199 109H198ZM141 106V105H140ZM159 106H161V105H159ZM169 106V107H170ZM42 107H44V108H46V106H42ZM123 107V106H122ZM128 107V106H127ZM132 107V106H131ZM142 107V106H141ZM125 108H126V106H125ZM137 108V107H136ZM140 107H138V109H139ZM150 108H147V109H150ZM156 108V107H155ZM162 108V107H161ZM177 108V107H176ZM141 109V108H140ZM157 109L158 110H160V107H157ZM164 109H167V107H165ZM170 109H168V110H170ZM188 109H186V111H188ZM198 109V110H197ZM200 109H201V112L202 113H200ZM252 109H254V110H252ZM41 110V109H40ZM67 110H68V108H67ZM124 110V109H123ZM144 110H146V109H144ZM151 110V109H150ZM157 110V111H158ZM162 110H163V108H162ZM162 110H160V111H162ZM170 110V111H171ZM203 110V111H202ZM218 110V111H217ZM133 111V110H132ZM135 111V110H134ZM139 111V110H138ZM179 111H180V109H179ZM181 111V113L183 114V112ZM184 112V114L185 113H189V111L188 112ZM208 111H210V112H208ZM70 112V111H69ZM173 112V113H174ZM215 112H216V114H215ZM218 112V113H217ZM40 113V112H39ZM42 113V112H41ZM40 113V114H41ZM44 113V112H43ZM160 113V112H159ZM169 113V115H171V113L170 112H167V114ZM172 113V114H173ZM180 112H179V115L181 114ZM194 113H193V115H194ZM46 114V113H45ZM62 114V113H61ZM150 114V112L148 111V113H147V115H149ZM162 114V113H161ZM175 114V113H174ZM206 114V115H205ZM47 115V114H46ZM46 115H44V116H46ZM70 114H68V116H69ZM151 115V114H150ZM157 115H158V113H157ZM160 115V114H159ZM166 115V114H165ZM164 115V116H165ZM168 115V116H169ZM186 115V114H185ZM185 115H183V117L185 116ZM192 115V114H191ZM199 115V116H198ZM205 115V116H204ZM152 116V115H151ZM168 116H166V117H168ZM178 116V115H177ZM190 116V115H189ZM203 116V117H202ZM257 116H258V114H257ZM149 117V116H148ZM170 117V116H169ZM168 117V118H169ZM174 117H176V114L174 115ZM194 117V116H193ZM195 117L193 118V119H195ZM208 117H209V114H208ZM64 118H66V119H68V118H70V116L69 117H64ZM112 118H114V116L112 117ZM152 118V117H151ZM170 118H172V116L170 117ZM169 118V119H170ZM187 118H188V115H187ZM198 118H196L195 119V122H196V120H198ZM254 118V117H253ZM252 118V119H253ZM255 118H256V116H255ZM254 118V119H255ZM164 120H165V118H163ZM184 119V121H185V118H183ZM183 119H181V121L182 122H184L183 121ZM192 119V120H193ZM210 119V118H209ZM212 119H210V120H212ZM253 119V120H254ZM259 119V118H258ZM258 119H256L255 120V122L259 125H257V124H255V122H250L249 123V121H247L248 122V124H245V126L246 125H249V124H251V125H249V126H253V123L255 124L254 126H256L257 127V129L259 128L260 129V127H261V129L262 130H264L263 128H264V124H263V121L262 120H258ZM154 120V119H153ZM174 119H172V121H173ZM176 120V119H175ZM177 120H180V118L178 117V119ZM176 120V122H178ZM190 120V119H189ZM191 120V121H192ZM201 120H200V122H201ZM205 120H207L206 118H205ZM205 120H203L202 122H205V125H206V122L207 121H205ZM155 121V120H154ZM166 121V120H165ZM164 121V122H165ZM170 121V120H169ZM186 121H188V119H186ZM185 121V122H186ZM199 121V120H198ZM252 121V120H251ZM167 123H168V121H166ZM174 122V121H173ZM176 122H174L175 124H176ZM181 122V123H182ZM209 122V121H208ZM167 123H165V124H167ZM174 123H172V124H174ZM246 123V122H245ZM260 123H262V125L260 126ZM151 124V123H150ZM162 124H164V123H162ZM169 124V123H168ZM168 124H167V126H168ZM187 124H189L188 122H187ZM186 124V125H187ZM200 124H203V127H202V125H201V129L203 128L204 129V127H205V125H204V123H198V124H196V127H197V125L200 127ZM244 124V123H243ZM243 124H242V126H243ZM152 125V124H151ZM178 125H180V126H182L183 127V125L182 124H178ZM161 127L163 126V128H164V125H160ZM159 126V127H160ZM185 126V125H184ZM194 126V125H193ZM210 127V126H212V124L211 125H208V123H207V126L206 127ZM158 127V128H159ZM169 127H170V125H169ZM168 127V128H169ZM172 127H174V128H176L177 129V127H175V126H172ZM178 128V130L179 129H185V127H183V128ZM192 127V126H191ZM195 127V128H196ZM247 127V126H246ZM256 127H253V129L254 128H256ZM263 127V128H262ZM187 128H188V126H187ZM187 128H186V132L189 130V128H188V130H187ZM219 129V131L217 130V129ZM252 128V127H251ZM151 129V128H150ZM166 129V128H165ZM164 129V130H165ZM183 129V130H184ZM193 130H191V131H194V128H192ZM201 129H200V131H201ZM208 129H210V128H208ZM245 129V128H244ZM259 129H258V131H259ZM261 129H260V131H261ZM163 130V129H162ZM161 130V131H162ZM169 130V129H168ZM206 130V129H205ZM211 130H212V128H211ZM211 130H209V131H211ZM196 131V130H195ZM200 131H198L199 133H200ZM222 131H220V132H222ZM239 131V130H238ZM247 131V130H246ZM256 131V130H255ZM254 131V132H255ZM259 131V132H260ZM168 131L166 130V131H164V134L165 133H167ZM174 132V131H173ZM189 132H190V130H189ZM188 132V133H189ZM219 132V133H220ZM261 132H263V131H261ZM171 133V132H170ZM174 133H176V132H174ZM187 133V134H188ZM193 133H195V132H193ZM223 133V132H222ZM251 133V132H250ZM196 134V133H195ZM212 134V133H211ZM210 134V135H211ZM214 134V133H213ZM256 134V133H255ZM215 135V134H214ZM220 135V134H219ZM226 135V134H225ZM227 135H226V137H227ZM262 135V134H261ZM197 136H198V134H197ZM204 136H206V135H204ZM239 136V137H238ZM218 137H220V136H218ZM187 139H188V137H186ZM192 138V137H191ZM195 138V137H194ZM201 138V137H200ZM225 138V137H224ZM248 138V137H247ZM262 138V137H261ZM180 139V138H179ZM181 139H183V138H181ZM186 139V141H189V139H190V137H189V139L187 140ZM203 139V138H202ZM218 139V138H217ZM222 139V138H221ZM220 139V140H221ZM258 139V138H257ZM196 140H197V137H196ZM168 141V140H167ZM182 141V140H181ZM198 141V140H197ZM205 141V140H204ZM166 142V141H165ZM192 142V141H191ZM258 141H256L255 143H257ZM134 143V142H133ZM137 143H138V141H137ZM162 143H164V141H162ZM168 143H170V142H168ZM187 143V142H186ZM189 143H190V141H189ZM211 143V142H210ZM238 143V145H244L242 148H241V146L239 147L238 145H236ZM141 144V143H140ZM140 144H138V145H140ZM155 144H158L157 145V147L155 146V149H157V148H160V147H158L159 145L161 146L162 144H160V143H155ZM167 144V142L166 143H164V148H162L161 147V150L162 149H165V150H162V151H164V152H166V145ZM191 144V143H190ZM189 144V145H190ZM252 144V143H251ZM254 144V143H253ZM252 144V145H253ZM260 144V143H259ZM263 144H264V141H263ZM103 145V144H102ZM102 145H101V147H102ZM182 145H183V143H182ZM214 145V144H213ZM212 145V146H213ZM219 145V144H218ZM252 145H250V146H252ZM257 145V144H256ZM261 145V144H260ZM147 145H141V148L142 149H144V147L146 148V149H144L143 150V152L145 151V150H147V147H146ZM150 146V145H149ZM149 146H148V149H151L152 147H153V145L152 146H150L151 148H149ZM163 146V145H162ZM217 146V145H216ZM237 146V147H236ZM258 146V145H257ZM139 147V146H138ZM137 147V148H138ZM168 147V146H167ZM185 149L187 146H180L179 148V150H178V153H179V158H180V163H178L177 165L178 166H181V171L180 172H178V171H175V169L173 170V171H171V172H168V171H166L165 172V168H166V165H165V160H163V161H158V157H160L159 156V154L162 152V151H160V153H158L157 155H158V157L156 158V162H158V163H156V164H153V165H146V164H140V165H132L131 167H130V165L129 166H127V167H129V168H120V165H118V164H116L115 162H116V158L114 157H112L113 159L112 160H110V158L108 157V154L110 153V152H106L105 153V151L107 150V149H109L108 148V146H106V144H105V146L103 145V149L101 148V151L102 150H104V153L103 152H101L102 154H105L103 157L104 158H102V160H100L101 162H99V165L101 166V171H100V166H99V168H98V171L99 172H97L98 174H96V172H95V174H94V172L91 174L92 175V177L91 176H89V175H83V176H80V177H78V176H76V177H74V178H71V179H69L67 182L66 181H63V180H61L60 178H58V177H55V169H56V160H57V157H54V154H51L49 157L47 156V154L45 153V151L44 150H42V149H33V151L31 150V149H29V150H25L24 152L26 153V155H24L23 157H22V164H23V166H24V168H25V170H26V172H27V176H26V179H24V184L26 183V180H28V181H30L31 179H32V177L34 176V175H38L39 176V179H40V184H41V186H39V187H35V189H41V190H48V191H53V192H57V193H62V194H73L72 192H84V193H101L102 194V197H101V205H102V208H114V209H123V210H126V209H133V210H139V209H142L146 204H151V205H153V204H155V202H158L160 205H162V204H164V205H168V206H172L173 208H174V206H175V208L174 209H176V212H179V213H182V215H187L186 213H188V207L190 208V207H193L194 205H192L191 206V201L192 200H190V198H195V200L197 201L198 199H200V198H198V197H200L202 194H203V192H206V191H204V190H202V187L201 186H199L200 184H202L203 183V179L201 180V179H198V180H201V182H199V184H198V180L196 181L195 180V177L194 176H191L192 178V180H193V177H194V180L196 181V185L197 186H199L201 189H199L196 185H195V183L194 184H192V185H194L195 187H193L192 185V187L191 186H189L191 189H194L193 191H196L195 190V188L197 187V189H199V190H197V193H195V192H193L189 187H187L186 188V190L188 189H190L191 190V192L189 193L188 191H186L184 188L186 187L185 186V183H187V181L186 180H188V185H189V183L191 184V183H193L194 182V180H193V182H189V179H187V177H185L186 175L188 176V174L189 175H191V173H193V172H191V171H193L192 169H190V167L191 166H189L188 164H184L183 163V161L182 160H185V159H181V158H183V155H184V151H183V149ZM191 147V146H190ZM213 147H215V145L213 146ZM220 147V146H219ZM260 147V146H259ZM262 147V146H261ZM261 147H260V149H261ZM154 148V147H153ZM169 148V147H168ZM235 148H238V150L236 151V150H234ZM252 148V152H253V155L255 154L254 152H256V151H254L253 150V148H254V146L253 147H251ZM189 149V148H188ZM191 149V148H190ZM240 149V150H239ZM257 149H258V147H257ZM151 150H153V149H151ZM150 150V151H151ZM157 150H159V149H157ZM212 150H214V149H212ZM215 150H216V148H215ZM232 150V151H231ZM115 151V150H114ZM141 151V150H140ZM140 151H138L137 153H139ZM155 151V150H154ZM167 151H169V149L167 150ZM186 151H188L187 150V148H186V150H185V152ZM224 151V150H223ZM231 151V152H230ZM248 151H249V146H248ZM258 151V150H257ZM261 151V150H260ZM264 151V150H263ZM31 152V153H30ZM33 152V153H32ZM34 152H36V154H34ZM142 152V151H141ZM157 152V151H156ZM155 152V153H156ZM216 152V151H215ZM214 152V153H215ZM245 152V150L243 151V153ZM246 152H247V150H246ZM245 152V156H246V158L248 157L247 156V154H248V152L246 153ZM145 153V152H144ZM144 153H141V154H143L144 156H146V155H148V154H146V153H149V150H148V152L146 151V153L144 154ZM153 153V154H152ZM151 154L152 155H155L153 158H155L156 157V154L154 153V152H152ZM188 152H186V154H187ZM194 153H196V152H194ZM257 153H258V156H257ZM256 153V157H254L255 158V161H256V158L257 157H259V151ZM163 154V153H162ZM161 154V155H162ZM165 154V153H164ZM163 154V155H164ZM167 155H168V152L166 153ZM165 154V155H166ZM191 154V153H190ZM224 154H226V155H224ZM227 154H229V156H227ZM232 154H234V155H232ZM239 154V155H238ZM262 154H263V152H262ZM189 155V154H188ZM195 155V154H194ZM193 155V156H194ZM197 155V154H196ZM199 155V154H198ZM250 155V154H249ZM42 156V157H41ZM184 156H186V155H184ZM215 156V155H214ZM235 156V157H234ZM243 156V155H242ZM255 156V155H254ZM264 156V155H263ZM147 157V156H146ZM145 157V158H146ZM152 157V156H151ZM162 157V156H161ZM164 157V156H163ZM152 158V160H154ZM185 158V157H184ZM187 158H189L190 159V157H187ZM186 158V159H187ZM193 158V157H192ZM198 157L196 156V159H197ZM227 158V159H226ZM149 159V158H148ZM159 159H161V158H159ZM164 159V158H163ZM195 159V158H194ZM200 159H202V157L200 158ZM209 159V158H208ZM244 159V162H249V164H247V163H245L244 164V162H243V164H241V161ZM198 160V159H197ZM196 160V161H197ZM204 160V159H203ZM210 160V159H209ZM225 161V163H224V165H225V167L223 166V162ZM228 160V161H227ZM246 160V161H245ZM254 160V159H253ZM145 161L147 162V159H145ZM155 161V160H154ZM182 161V162H181ZM192 161H194L193 159H191V161L189 160L188 161V159L186 160V162H188V163H192ZM196 161H194V162H196ZM219 161V162H218ZM220 161H223L222 162V165L220 164ZM238 161H240V164L241 165H245V166H242L241 167V165H238L239 164V162ZM255 161H254V163H252V164H255ZM207 162V161H206ZM205 162V163H206ZM237 162H238V164H237ZM253 162V161H252ZM257 162L259 163V161L257 160ZM102 163V164H101ZM200 163V162H199ZM198 163V164H199ZM208 163V162H207ZM226 163H228V164H226ZM193 164H196V163H193ZM247 164V165H246ZM204 165V164H203ZM256 165V164H255ZM260 165V164H259ZM150 167L151 169L149 170V171H147L146 169H144L145 167ZM196 166H197V164H196ZM196 166H192V167H195V168H200V167H196ZM222 166L224 167V168H222ZM227 166V167H226ZM240 166V169L238 168ZM252 167H254L255 168V171H257L256 170V166H258V164L256 165V166H253V165H251ZM250 166V167H251ZM236 167H237V169H236ZM249 167V168H250ZM261 169L259 170V171H262V167H260ZM223 169V171H221ZM253 169V168H252ZM259 169V168H258ZM195 170V169H194ZM249 170V171H248ZM264 170V169H263ZM191 172V173H188V174H186L187 172ZM206 171H204V172H206ZM220 171V172H219ZM239 171H242V172H239ZM245 171V172H244ZM249 173H248V172ZM196 172V171H195ZM194 172V173H195ZM222 172V174H219V173H221ZM244 172V173H243ZM253 172V171H252ZM100 173V174H99ZM212 173V175H210ZM224 173V174H225ZM235 173H237V174H235ZM239 173V174H238ZM259 173V172H258ZM213 174L214 175H216V176H213ZM245 174H247V176L245 175ZM254 174V173H253ZM96 175H99L100 176V178H98ZM196 175V174H195ZM199 175V174H198ZM198 175H197V177H198ZM229 175H231V176H229ZM237 175V177L232 181V178H234V176H236ZM256 175H257V173H256ZM263 175V174H262ZM90 178H89V177ZM93 176H95V177H93ZM213 176V177H212ZM224 176V177H225ZM241 176H243V179H242V177ZM260 176V173L257 175V178ZM148 177H149V179H148ZM151 177V178H150ZM208 177V179L209 180H206L205 178H207ZM210 177V178H209ZM225 177V178H226ZM94 178H96V179H94ZM186 178V179H185ZM239 178V177H238ZM262 178H264V177H262ZM105 179H107V180H111V181H113V183H114V185L116 186V188H107L106 186H105ZM183 179L185 180V182L183 181ZM190 179V180H191ZM224 178H222V180H223ZM215 180V178H213V181ZM227 180V179H226ZM213 181H211V182H213ZM232 181V182H231ZM146 182V184L147 185H145L144 183ZM184 182V183H183ZM217 182H218V180H217ZM223 182H224V180H223ZM222 182V183H223ZM236 182H234V184H233V186L235 187V184H236ZM255 183H257V182H255ZM205 184H210V185H212L211 183H205ZM205 184H203V186L205 185ZM213 188L212 189H214L215 188V184H216V181H214L213 182ZM219 184V183H218ZM220 184H221V182H220ZM219 184V185H220ZM224 184V183H223ZM223 184H221V188L220 189H222V185ZM250 184V183H249ZM187 185V186H188ZM207 185H206V187H207ZM219 185H217L218 186V189H219ZM228 186H229V184H227ZM257 185V184H256ZM255 185V186H256ZM185 186V187H184ZM228 186H226L225 187V190H224V188L222 189V190H224V191H221L222 193H223V195H221V196H219L220 194H222L219 190V192L220 193H218V191L216 192V194H218L217 196L218 197H220V198H223V196H224V194H226V189L227 190H230L231 188H232V186H231V188L230 187H228ZM249 187H250V185H248ZM248 186H246V188L248 187ZM254 186V185H253ZM205 187V186H204ZM208 187H210V186H208ZM247 188V190H248V192H250L249 191V189L251 188ZM228 188H230V189H228ZM259 188V187H258ZM212 189H210V190H212ZM200 190H202V194H201V192H200V196H197L198 195V191H200ZM207 191H208V189H206ZM209 190V192L211 193V195H215V196H213V197H215L216 198V194H215V191H214V194L211 192ZM217 190V189H216ZM235 191H237V189H234ZM246 189H244V191H245ZM246 190V191H247ZM257 189H255V191H256ZM232 191H233V189H232ZM244 191H242V192H244ZM245 191V192H246ZM252 191H254V190H252ZM2 192V191H1ZM5 192V194H7V195H9L8 193H7V191H4ZM191 195V193H193V195L192 196H194V197H190V195L188 194V193ZM209 192H207V193H209ZM225 192V193H224ZM11 193V192H10ZM194 193L196 194V195H194ZM207 193H205V194H207ZM209 193V194H210ZM229 193V192H228ZM238 193H240V192H238ZM238 193H236V195H238ZM251 193V192H250ZM253 193V192H252ZM2 194H4V193H1V195ZM204 194V195H205ZM235 194V193H234ZM233 194V195H234ZM241 194V193H240ZM249 194V193H248ZM258 194H260V193H258ZM258 194H256L257 196H258ZM0 195V196H1ZM209 196L208 194L206 195V196H203V203H204V197H206V202H208V203H210L211 202V200L212 199H210L212 196ZM227 195V194H226ZM224 196L225 198H224V201L225 200H227L226 198L228 197H230L231 198V196H230V194H228L227 196ZM247 195V194H246ZM195 196H197V197H195ZM207 196H209L210 198H208ZM241 196H243V193H242V195ZM241 196H239V197H241ZM234 196H232V198H233ZM244 198H248L249 197V195L248 196H243ZM202 198V197H201ZM214 198V199H215ZM244 198H243V200H244ZM209 199V200H208ZM217 200H212V203H210L211 204V209L213 210V214H212V210L210 211L211 213L209 214V218L206 216L205 218L207 219L208 218V221L210 222V224H211V222H212V220L214 219V218H216V216H217V219H215V221H214V223H215V225L213 224V222H212V224L211 225H213V226H216V225H218V221H219V219H220V221H221V231H222V233H225V234H222V235H218V236H223L224 235V238H226L227 240V242H228V244L231 242V235L230 234H232V233H234V234H232V237H234V240L232 239V243H234V245H235V242H237V240H241L240 241V244H242V242H243V246L244 247H246V245L244 244L245 243V241L246 240H248V243H249V246H250V244H251V242H249V240L251 241L252 239H253V236H254V234L252 235V232L250 233L249 232V236L248 235H246L247 237H249V238H246V236L244 237L243 235H242V238H239V239H237L238 238V235L236 236V239H235V235L238 233H236V232H234L235 230L237 231V224L235 223V222H233L232 224H230L232 221H230L229 222V220L230 219H227L226 221H225V217H226V215L227 214H229L230 215V211L232 212V214L234 213L233 211H234V206H235V204L233 203V206L232 205H230L232 202H230V201H232V200H230V201H228L230 204H228V206L230 205V206H232V207H230L229 209H228V207H223V206H225L224 204L222 205L221 203L222 202H224V201H222V199H221V201H220V203L219 204H221V205H219V204H217L216 202L218 201L219 202V198H216ZM234 200V199H233ZM237 200L239 201V198L237 197ZM248 200V199H247ZM256 200V199H255ZM190 201V202H189ZM194 201V200H193ZM199 201V200H198ZM245 201V200H244ZM244 201H242L243 203H245L246 204V202H244ZM202 202V201H201ZM157 203V204H158ZM192 203H194V202H192ZM203 203H202V205H203ZM214 203H216V205L214 204ZM227 203V202H226ZM225 203V204H226ZM243 203H240L241 205L239 206V203H238V206H239V208L241 207V209H242V204ZM247 203H248V201H247ZM66 204V203H65ZM195 204V203H194ZM213 204L215 205V207L213 206ZM245 204H244V207L247 209V207L245 206ZM249 204V203H248ZM174 205V206H173ZM190 205V206H189ZM196 205H197V203H196ZM196 205H195V207H196ZM200 203L197 205V206H199V208H200ZM204 205H206L205 203H204ZM204 205H203V207H204ZM217 205H218V207H217ZM247 205V204H246ZM210 206V205H209ZM221 206V207H220ZM227 206V205H226ZM238 206L236 207V208H238ZM248 206V208L249 209H251V207L249 206V205H247ZM207 207V206H206ZM205 207V208H206ZM244 207H243V209H244ZM172 208V209H173ZM215 208H217V212L216 213H214V211H216V209ZM220 208H222L221 210L223 211H221L220 210ZM223 208L225 209V211L223 210ZM233 208V209H232ZM236 208H235V210H236ZM239 208L237 209V210H239ZM75 209V208H74ZM72 207H68V206H58V207H56L55 208V216H54V219H53V221H54V225H55V231H56V241L60 244V245H62V246H65V245H67L69 242H71L77 235H75V234H73V232H72V225L74 224V210ZM152 208H150V210H151ZM191 209V208H190ZM193 209V208H192ZM191 209V210H192ZM196 209V208H195ZM207 209V208H206ZM205 209V210H206ZM240 209V210H241ZM248 209V211L246 210V214H250L249 213V210ZM154 210H156V211H154ZM153 210V213L155 212V214L157 213V210H158V207H157V209L155 208ZM190 210V211H191ZM194 210V209H193ZM197 210V209H196ZM220 210V212L223 214L224 212H225V214H224V218H222L221 217V213L219 212L218 213V211ZM240 210L238 211V212H236V213H239L240 212ZM254 210V209H253ZM253 210H251V211H253ZM159 211H161V210H158V212ZM170 211V210H169ZM172 211V210H171ZM171 211H170V213H171ZM199 211H201V209L199 210ZM241 211H243V212H241V214L243 215L244 214V211H245V209L244 210H241ZM173 212V211H172ZM175 212V213H176ZM198 212V211H197ZM196 212V213H197ZM227 212V213H226ZM174 213V215L176 216V214ZM178 213V214H179ZM208 213V212H207ZM220 215H218V214ZM236 213H234V215L236 216ZM153 215V216H155V218H153L154 220V222L152 221V229H151V231H152V234H151V232L149 233L150 234V237L151 236H153V234H154V236L155 235H157V234H155V232H156V227H157V220H156V218H158L157 217V214L156 215ZM159 214V213H158ZM164 214V213H163ZM173 214V213H172ZM191 214V213H190ZM166 214H164V216L163 217H167V216H165ZM169 215V214H168ZM180 216H181V214H179ZM195 215V213H193L192 214V218H193V216ZM202 215V214H201ZM201 215H200V217H201ZM210 215L212 216V215H215V217L213 218V217H211L210 218ZM197 216V215H196ZM199 216V215H198ZM231 216H233V215H231ZM241 216V215H240ZM240 216H239V218H237V216H236V218H237V220H236V218H235V220H236V222L239 220V219H241L240 218ZM172 217V216H171ZM179 217V216H178ZM242 217V216H241ZM244 217L246 218L247 216H244L243 215V217H242V219L241 220H243L244 219ZM259 217H261L260 215H259ZM204 218V219H205ZM248 219H251V218H249V217H247ZM247 218L246 219H244L243 221H245V223L247 224ZM257 219H258V216L256 217ZM171 219V218H170ZM176 219V218H175ZM174 219V220H175ZM186 219V218H185ZM211 219V220H210ZM259 219H261V218H259ZM162 220V219H161ZM165 220V219H164ZM178 220V219H177ZM223 220H224V222H225V225L223 224ZM232 220H234V216H233V219ZM255 220V219H254ZM172 221V220H171ZM170 221V222H171ZM179 221V220H178ZM202 221H204L203 220V218H202ZM220 221H219V223H220ZM243 221H240L239 220V222H237V223H239L240 224V222L241 223H243L242 225H244L245 223L243 222ZM259 221H261V220H259ZM166 222V221H165ZM182 222H183V220H182ZM195 222V221H194ZM206 222V221H205ZM250 222H252L251 220H249L248 221V223H250ZM255 222H257V220L255 221ZM159 223H160V221H159ZM158 223V224H159ZM179 223H181L180 221H179ZM179 223H177V224H179ZM186 223L188 224L187 225V228L189 227V225L191 224L190 222L188 223L187 221H186ZM208 223V222H207ZM227 223H229V224H227ZM163 224V223H162ZM206 224V223H205ZM223 224V225H222ZM233 224H234V228H236V229H232L231 230V228L233 227ZM236 224V225H235ZM245 224V225H246ZM258 224V223H257ZM69 225H70V228H71V230H70V228H69ZM160 225H161V223H160ZM165 225V224H164ZM170 225V227H171V225H174L175 227H176V225L175 224H169ZM193 225H194V223H193ZM208 225H209V223H208ZM241 225V224H240ZM244 225V229H245V227H247V226H249V229H251V227H250V225L248 224V225H246L245 226ZM254 225H256V223L254 224ZM262 225L264 226V224L262 223ZM162 226V225H161ZM210 226V225H209ZM219 226H220V224H219ZM219 226H218V230H219ZM228 226V227H227ZM230 226H231V228H230ZM69 229H68V228ZM160 227V226H159ZM182 227V226H181ZM190 227H192L193 228V226H192V224L190 225ZM200 226H198V228H199ZM225 227L227 228L226 230H228L229 231V233H226V230H225ZM257 227H259L258 225H257ZM257 227H254V232H255V228H257ZM172 228H174L173 226H172ZM196 228H197V224H196ZM203 228H204V225H203ZM206 228H207V225H206ZM205 228V229H206ZM211 228V227H210ZM210 228H209V231H210ZM261 228L263 229V230H261ZM260 229V231L259 232H257L258 230ZM257 231H256V237L255 238H258L259 239V241H260V243H262L261 242V240L263 239V236H264V228L262 227V226H260V228H259ZM169 230V229H168ZM167 230V231H168ZM180 230H182L181 228H179V231ZM197 230V229H196ZM212 230V229H211ZM216 229L214 228V231H215ZM223 230H225V231H223ZM230 230L231 231H233V232H230ZM252 230V229H251ZM57 231H59L60 233V235L59 234H57ZM64 231H66V233L68 234V236H67V239H64L63 238V236H64ZM165 231V230H164ZM172 231V230H171ZM178 231V232H179ZM184 231V230H183ZM204 231V230H203ZM227 231V232H228ZM241 231V230H240ZM201 232H202V229H201ZM246 234L248 233V231L246 232V231H244ZM253 232V233H254ZM2 233V232H1ZM61 233H63V236L61 235ZM167 234H168V232H166ZM174 233V232H173ZM187 233V232H186ZM197 233H198V231H197ZM221 233V232H220ZM242 233V232H241ZM216 234V233H215ZM226 234H228L227 236H226ZM54 235H55V233H54ZM166 235V234H165ZM178 235H179V233H178ZM252 235V236H251ZM2 236H3V239H2V241L0 242V245H1V247L2 248H4V247H6L7 246V236L8 235H6V234H3L2 233ZM53 236V235H52ZM65 236H66V234H65ZM162 236V238L163 237H165L164 235H161ZM197 236V235H196ZM200 236V235H199ZM204 236V235H203ZM50 237V236H49ZM54 237V236H53ZM170 237V236H169ZM174 237H175V233H174ZM192 237V236H191ZM208 237H209V234H208ZM51 238V237H50ZM49 238V239H50ZM194 238V237H193ZM199 238V237H198ZM203 238V237H202ZM205 238V237H204ZM151 239H153V238H151ZM160 239V238H159ZM172 239H173V237H172ZM196 239V238H195ZM216 239H218L219 240V238H216ZM54 240V239H53ZM163 240V239H162ZM166 240H167V238H166ZM184 240V239H183ZM244 240V241H243ZM165 241V240H164ZM205 241V240H204ZM220 241L221 240H219V243H217V241H216V243H215V245L216 244H218V245H221V243H220ZM239 241L237 242V243H239ZM263 241V240H262ZM143 242L145 243V245H148V243H149V245L147 246V248H146V251L148 250V248H149V254L151 253L152 254V248H151V244H150V241H149V238H146L145 239V241L143 240ZM166 242V241H165ZM179 242H181L180 240H179ZM199 242H200V240H199ZM223 242H224V240H223ZM247 242V241H246ZM252 242H254V239H253V241ZM178 243V242H177ZM214 243V240H213V242H212V244ZM263 243H264V241H263ZM162 244H165V243H162ZM240 244H239V246H240ZM253 244H255V242L254 243H252L251 244V246L253 245ZM189 245V244H188ZM208 245V244H207ZM214 245V244H213ZM166 246H168V245H166ZM202 246H203V244H202ZM204 246H205V244H204ZM209 246V245H208ZM224 246H225V243H224ZM236 246H237V244H236ZM248 245H247V247H248V249L245 251V253H247V251H249L250 250V247H249ZM261 246V245H260ZM153 247V246H152ZM157 247V246H156ZM155 247V248H156ZM178 247V246H177ZM185 247V246H184ZM221 247H222V245H221ZM229 247V246H228ZM231 247V246H230ZM246 247V248H247ZM256 247V246H255ZM255 247H254V250H255ZM257 247H258V244H257ZM154 248V249H155ZM212 248V247H211ZM211 248H210V250H211ZM233 248V247H232ZM240 248V247H239ZM253 248V247H252ZM259 248H261V250H260V260H261V264H264V246L263 247H259ZM151 249V250H150ZM158 249V248H157ZM160 249V248H159ZM199 249H201V248H199ZM216 249H217V246H216ZM219 249H220V247H219ZM224 249H227V250H230L231 248H224ZM162 250V249H161ZM161 250H160V252H161ZM166 250V249H165ZM168 250V249H167ZM180 250V249H179ZM214 250V249H213ZM154 251V250H153ZM176 251V250H175ZM181 251H182V249H181ZM201 251H202V249H201ZM215 251V250H214ZM217 251H219V250H217ZM223 251H225V250H223ZM241 251V250H240ZM173 252V251H172ZM178 252V251H177ZM211 252V251H210ZM210 252H208V253H210ZM242 252H243V250H242ZM253 252V251H252ZM251 252V253H252ZM148 253V252H147ZM162 253V252H161ZM160 253V254H161ZM175 253V252H174ZM179 253H180V251H179ZM178 253V254H179ZM184 253V252H183ZM201 253V252H200ZM217 253V252H216ZM224 253V252H223ZM235 253V252H234ZM254 253H255V251H254ZM258 253V252H257ZM150 254V255H151ZM154 254H156V249H155V253ZM159 254V256H160V258H161V255H164V254H161L160 255ZM180 254H182V253H180ZM191 254V253H190ZM218 254H219V252H218ZM237 255H238V253H236ZM244 254V253H243ZM249 254V253H248ZM256 254V253H255ZM259 254V253H258ZM175 255H177V253L175 254ZM188 255V254H187ZM193 255V254H192ZM195 255V254H194ZM206 255V254H205ZM214 255V254H213ZM224 255V256H223ZM245 255V258H244V256L242 257L241 256V252H240V256H241V258H240V256L238 255V256H234L233 255V253H232V251H231V254L229 255V257H228V260H227V258L225 259V260H227V262L229 261V258L231 259V261L232 260H234V259H236L235 261H236V263L233 261L232 263H235V264H239V261L240 262H242V263H247L248 261H246L247 259H246V254H244ZM254 255V254H253ZM183 256H185V255H183ZM202 256H204V255H202ZM212 256V255H211ZM219 256V255H218ZM225 256H228V253H227V251H225V254H222V258H224ZM231 256V257H230ZM255 256V255H254ZM158 257V256H157ZM239 257V258H238ZM249 256H247V258H248ZM145 258H146V256H145ZM160 258H159V260H160ZM193 258V257H192ZM192 258H190V259H192ZM222 258H219V259H217V260H222ZM255 258V257H254ZM175 259H177L178 261L179 260H181V263H187V261H186V259L183 257H176L175 256ZM182 259L184 260V261H186V262H183L182 261ZM211 259H212V257H211ZM210 259V260H211ZM213 259H214V257H213ZM207 259H205V261H206ZM210 260H208V261H210ZM216 260V259H215ZM225 260H223L224 261V263H225ZM237 260H239L238 262H237ZM249 261L251 260V262H252V259H248ZM258 260V259H257ZM153 261H158V260H156V259H154L153 257H152V259H151V257L149 258L148 257V255H147V258L143 261V262H140V264H155ZM162 261H165V260H163L162 259ZM167 261H169V260H167ZM173 261V260H172ZM176 261V260H175ZM175 261H173V262H175ZM204 261V260H203ZM171 262V261H170ZM170 262H169V264H170ZM180 262V261H179ZM196 262V261H195ZM194 262V263H195ZM216 262V261H215ZM175 263H177V262H175ZM174 263V264H175ZM191 263H192V260H191ZM207 263V262H206ZM205 263V264H206ZM214 263V262H213ZM249 263V262H248ZM256 263V262H255ZM258 263H259V261H258ZM91 264H106V262H99V263H91ZM166 264V263H165ZM168 264V263H167ZM171 264H172V262H171ZM190 264V263H189ZM241 264V263H240Z\"/></svg>", "mask_w": 264, "mask_h": 264}, {"label": "crops", "instance_id": "0c3cea01", "mask_svg": "<svg viewBox=\"0 0 264 264\" xmlns=\"http://www.w3.org/2000/svg\"><path fill=\"white\" fill-rule=\"evenodd\" d=\"M141 1L152 17L168 24L169 33L180 48L194 49L191 72L203 89L224 93L244 79L264 93V0ZM87 197L91 208L98 210L101 199L90 193ZM79 200L74 194L27 190L7 201L1 196L0 205L8 207L7 220L12 229L29 239H42L55 233L53 219L58 206L76 209V232ZM103 212L107 215L98 230L88 231L99 224L82 226L71 242L55 246L51 255L24 257L21 264H140L144 238L139 247L137 244L150 229V216L130 209ZM82 222H86L84 217ZM2 239L0 231V242ZM109 248L123 260L106 258ZM12 257L13 252L9 251L5 259Z\"/></svg>", "mask_w": 264, "mask_h": 264}]
</instances>
